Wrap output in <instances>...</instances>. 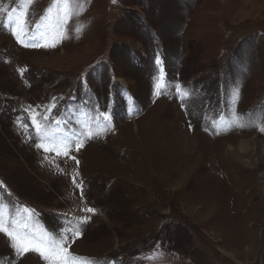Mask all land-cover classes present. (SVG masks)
I'll return each instance as SVG.
<instances>
[{"label":"rangeland","instance_id":"1","mask_svg":"<svg viewBox=\"0 0 264 264\" xmlns=\"http://www.w3.org/2000/svg\"><path fill=\"white\" fill-rule=\"evenodd\" d=\"M68 3L66 38L25 47L5 26L21 0H0L3 215L57 235L87 218L66 246L100 264H264V0ZM33 115L93 136L45 152ZM0 264L47 262L0 232Z\"/></svg>","mask_w":264,"mask_h":264},{"label":"snow or ice","instance_id":"2","mask_svg":"<svg viewBox=\"0 0 264 264\" xmlns=\"http://www.w3.org/2000/svg\"><path fill=\"white\" fill-rule=\"evenodd\" d=\"M62 8L55 15H52V6L46 9L48 15L42 16L40 21L36 25V30L29 33L27 25V15L30 5L33 0H21L19 8H13L11 11H7L5 8H0V13L7 11L5 26L10 27L12 34L16 37L17 41L24 44L25 47H54L60 39L65 37V26L68 24V19L71 13L69 12L68 0H61ZM86 2V0H85ZM79 31V29H77ZM27 41L43 40V44L40 43H27ZM51 41V43H49ZM23 72V70H20ZM157 94H160L159 90L165 87L164 82L157 81L155 85ZM177 91L180 92L182 98H186L189 93L186 90H182L179 85L176 86ZM237 93L239 89L236 90ZM47 113L51 112V108L45 110ZM105 121L108 120L107 115L100 114ZM33 127L35 128L36 136L40 139V143L36 146L43 148L45 152L55 151L58 156H68V147L70 143H76L77 151L82 146L83 138L86 136L91 138L93 132L90 129H85L81 132L79 137H74L72 140H67L57 136V133L62 131L61 125H66L68 121H62L57 119L51 126L48 121V116L45 115L42 119L33 115L32 117ZM99 118H97L98 122ZM234 125L243 126L237 123V119L232 121ZM27 128V125H23ZM264 131V127L261 128ZM99 134V133H97ZM47 159V157H46ZM72 159H75L72 157ZM73 183L75 184V177H73ZM82 181L80 184H76V187L82 189ZM4 205H0V232H3L12 241V247L16 250L17 254L23 256L26 252H36L40 257L47 262V264H100L99 261L91 258H77L73 256L68 247L66 246V240L68 233H75L79 235V225L87 222V218H81L76 221L75 225L69 226L63 230L60 234H52L46 231L37 234L30 225L31 216L34 215V210L24 207L22 210L26 214L25 218H21L19 213L15 217H5L3 215ZM84 211L94 212V209L88 208Z\"/></svg>","mask_w":264,"mask_h":264}]
</instances>
